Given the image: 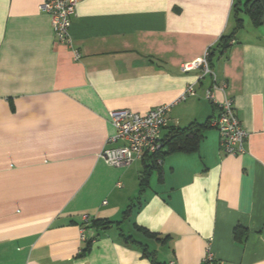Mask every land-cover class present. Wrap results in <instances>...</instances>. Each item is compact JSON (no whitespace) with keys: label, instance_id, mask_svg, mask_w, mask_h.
<instances>
[{"label":"crops","instance_id":"obj_1","mask_svg":"<svg viewBox=\"0 0 264 264\" xmlns=\"http://www.w3.org/2000/svg\"><path fill=\"white\" fill-rule=\"evenodd\" d=\"M42 2L0 0V264H203L208 253L264 264V22L244 12L237 27L234 0H80L76 59ZM232 33L212 59L227 83L215 102L212 76L183 67ZM224 96L248 132L240 155L226 154L208 126ZM167 103L163 135L198 127L197 148L167 153L150 173L120 226L129 240L112 226L81 255L83 216L121 220L145 167L101 158L116 132L110 112Z\"/></svg>","mask_w":264,"mask_h":264},{"label":"built area","instance_id":"obj_2","mask_svg":"<svg viewBox=\"0 0 264 264\" xmlns=\"http://www.w3.org/2000/svg\"><path fill=\"white\" fill-rule=\"evenodd\" d=\"M80 0H43L40 8L51 17V23L57 42L68 44L73 48L75 58L80 59L81 53L74 48L70 34L72 17L76 15L77 5ZM209 49L205 54L184 65L183 70H201L202 76L210 75L213 85L207 90V97L216 102V91H225L226 82L218 83L216 74L209 61ZM194 93V84L187 87L183 98ZM173 104L167 103L156 106L145 113L133 112L129 109L113 110L110 118L116 132L107 140V146L101 151V158L111 166L129 165L135 160L144 159L158 154L163 150V131L168 126L169 113ZM218 113L213 116L209 124L216 128L220 135V146L226 154L240 155L246 152L245 141L248 132L243 126L235 108L233 98L224 96L218 102ZM110 146V144H114ZM109 145V146H108ZM163 158H156L158 165ZM106 203V201L104 202ZM90 218L85 215L83 221ZM87 230L82 228L81 239H87ZM171 264H176L172 261ZM203 264H228L216 260L213 254L208 253Z\"/></svg>","mask_w":264,"mask_h":264},{"label":"trees","instance_id":"obj_3","mask_svg":"<svg viewBox=\"0 0 264 264\" xmlns=\"http://www.w3.org/2000/svg\"><path fill=\"white\" fill-rule=\"evenodd\" d=\"M240 3H241L240 0H234L233 2L234 14L237 18V27L243 23L242 13L244 12L250 15L254 23L259 24L264 22V7L260 0H246V2L243 3L244 5L243 7L241 6L239 7ZM233 35H234L233 33L222 35L217 41V43L209 48L208 58L211 63V66H212V59L216 52H218V54L221 55L229 49L230 41L232 40ZM208 126L211 127L209 123ZM201 137H202V130L198 127H193L192 125H189L188 127L185 128L173 127L169 130V132L166 135H163V150H160L158 154L143 159L145 167L140 179L141 181H140L139 194L135 198L137 202L132 203L127 208V210L123 212L121 220L113 221L109 219L101 220L97 218H91L88 222L83 221L80 223V226L85 230L88 231L93 229V231L96 232L94 235L87 237V239L85 240V246L81 249L80 254L84 255L88 251H90L94 242L98 240L101 235L99 231L108 230L112 226H116L122 233V236L126 240H129L130 237L122 232L120 226L129 217L132 208L136 207V205L141 204V199L148 186V177L150 173L153 170H158L160 168V166L156 163V158L158 157L163 158L167 153L172 151H186V152L193 151L197 148ZM137 229L147 233V230L143 229L140 226H137ZM141 245L145 246L143 244ZM145 252L148 253L149 251L145 249ZM148 255L154 256V252H149Z\"/></svg>","mask_w":264,"mask_h":264},{"label":"rangeland","instance_id":"obj_4","mask_svg":"<svg viewBox=\"0 0 264 264\" xmlns=\"http://www.w3.org/2000/svg\"><path fill=\"white\" fill-rule=\"evenodd\" d=\"M246 2V0H244V3ZM244 6V5H243ZM244 18L247 19L248 17L246 15H244Z\"/></svg>","mask_w":264,"mask_h":264},{"label":"water","instance_id":"obj_5","mask_svg":"<svg viewBox=\"0 0 264 264\" xmlns=\"http://www.w3.org/2000/svg\"><path fill=\"white\" fill-rule=\"evenodd\" d=\"M260 1H261L262 5H263V7H264V0H260Z\"/></svg>","mask_w":264,"mask_h":264}]
</instances>
